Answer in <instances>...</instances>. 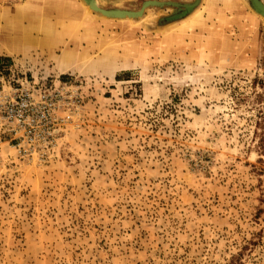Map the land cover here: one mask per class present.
Wrapping results in <instances>:
<instances>
[{
  "label": "rangeland",
  "instance_id": "374dc122",
  "mask_svg": "<svg viewBox=\"0 0 264 264\" xmlns=\"http://www.w3.org/2000/svg\"><path fill=\"white\" fill-rule=\"evenodd\" d=\"M193 1L0 0V89L65 86L53 149L0 142V264H264V16Z\"/></svg>",
  "mask_w": 264,
  "mask_h": 264
},
{
  "label": "built area",
  "instance_id": "2783aa9c",
  "mask_svg": "<svg viewBox=\"0 0 264 264\" xmlns=\"http://www.w3.org/2000/svg\"><path fill=\"white\" fill-rule=\"evenodd\" d=\"M5 83L8 84L0 89V142L5 139L23 156L43 157L45 149L50 151L57 144L63 126L58 110L62 96L60 87L65 86L34 84L27 78L20 81V86L10 79ZM2 161L0 154V163Z\"/></svg>",
  "mask_w": 264,
  "mask_h": 264
},
{
  "label": "bare ground",
  "instance_id": "6f19581e",
  "mask_svg": "<svg viewBox=\"0 0 264 264\" xmlns=\"http://www.w3.org/2000/svg\"><path fill=\"white\" fill-rule=\"evenodd\" d=\"M82 1L88 6L90 10L94 9L100 12L101 14H103L105 17L112 18V19H133V15L135 14L134 10H129V9H121V8L105 9L98 5L97 0H82ZM171 3L175 5H182L176 2H171ZM200 3H201V0H194L193 2H191V4L190 3L189 4L185 3V5L183 4L182 5L184 6L183 9L173 11L171 13L172 16L170 15V17H167L168 20H172L168 22L170 23L169 25L192 14L198 8V5ZM249 4L254 12L259 14L260 16H263V12L260 10V7H258L256 0H249ZM101 10L105 11L107 14L102 13Z\"/></svg>",
  "mask_w": 264,
  "mask_h": 264
},
{
  "label": "crops",
  "instance_id": "0c3cea01",
  "mask_svg": "<svg viewBox=\"0 0 264 264\" xmlns=\"http://www.w3.org/2000/svg\"><path fill=\"white\" fill-rule=\"evenodd\" d=\"M249 2V1H248ZM230 5H232V6H234L235 4L234 3H230V4H228V5H226V6H230ZM249 6V5H248ZM244 7H247V6H244ZM250 8V7H249ZM244 10H246V9H241V10H238V12H237V14H238V16H237V18L235 19L236 21L234 22V23H236V25H238V27H241L240 29H245V25H247V23H245V22H243V20H246V19H248V18H251L250 19V21H251V24H250V26L251 27H253V24H252V19H254V21H255V25H257V21H258V18H257V15H255L252 11H251V9L249 10V12H247V10L246 11H244ZM227 11H229V10H227V8H225V13H229V12H227ZM235 11V10H234ZM245 12H247V13H245ZM232 13V12H231ZM256 27V26H255ZM243 31V37H241L240 38V42L243 44V45H245V43L248 41V39H247V35H246V31L245 30H242ZM252 35H255V32L253 33L252 32Z\"/></svg>",
  "mask_w": 264,
  "mask_h": 264
},
{
  "label": "water",
  "instance_id": "95a60500",
  "mask_svg": "<svg viewBox=\"0 0 264 264\" xmlns=\"http://www.w3.org/2000/svg\"><path fill=\"white\" fill-rule=\"evenodd\" d=\"M153 3H157V2H153ZM171 3V2H170ZM256 3L258 4V7H260V10L263 12V16H264V2H262V0H256ZM147 4V3H146ZM146 4H144V6H146ZM186 4H189V3H186ZM190 4H191V2H190ZM183 5V4H182ZM182 5H176V6H178V7H180L181 9H183L184 8V6H182ZM185 5V4H184ZM180 9V10H181ZM102 11V13H106L105 11H103V10H101ZM107 11V10H106ZM135 12V14L133 15V16H135V15H138V14H140L141 12L140 11H134ZM107 14V13H106ZM171 15V14H170ZM170 15L168 16V17H170ZM172 16V15H171Z\"/></svg>",
  "mask_w": 264,
  "mask_h": 264
}]
</instances>
